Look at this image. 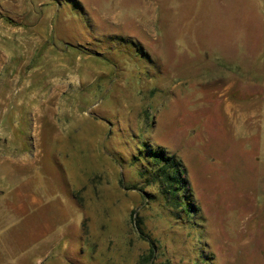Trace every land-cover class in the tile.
Segmentation results:
<instances>
[{
    "label": "rangeland",
    "instance_id": "1",
    "mask_svg": "<svg viewBox=\"0 0 264 264\" xmlns=\"http://www.w3.org/2000/svg\"><path fill=\"white\" fill-rule=\"evenodd\" d=\"M0 116V264H264V0H0Z\"/></svg>",
    "mask_w": 264,
    "mask_h": 264
},
{
    "label": "trees",
    "instance_id": "2",
    "mask_svg": "<svg viewBox=\"0 0 264 264\" xmlns=\"http://www.w3.org/2000/svg\"><path fill=\"white\" fill-rule=\"evenodd\" d=\"M153 157L155 158L154 160H156L154 164L151 163V159L150 162L147 161V165L152 169L159 166L155 169L152 180L160 185L165 199L169 203H172L173 207L181 208L183 201L180 193H183V199L187 201V203H185L186 207L188 208L189 204L193 205L191 187L186 179V170L182 163H179L175 156L166 155V152L163 150H161L159 155ZM141 176H145L144 173H142ZM190 210L191 209L188 208L189 213ZM196 211L199 210L197 209Z\"/></svg>",
    "mask_w": 264,
    "mask_h": 264
},
{
    "label": "crops",
    "instance_id": "3",
    "mask_svg": "<svg viewBox=\"0 0 264 264\" xmlns=\"http://www.w3.org/2000/svg\"><path fill=\"white\" fill-rule=\"evenodd\" d=\"M21 68V67H20ZM14 80V79H12ZM24 100V99H23ZM23 102H26V100L22 101L19 100L18 101V104H22ZM7 103L8 102H4V107L7 106ZM2 104V103H1ZM6 111V110H5ZM2 117V116H0ZM0 152L2 151H12L14 150V155H15V159L18 160V158L21 160L22 158V153H21V149H22V145L20 144L19 141H16L14 143H12V138H11V130H8L7 126L6 127H1L0 128ZM19 151V153H18ZM1 152V153H2ZM25 196H23V194L20 196V201H19V207L20 208H23V206H25L23 200L25 199H28V196H26V194H24ZM30 200V204L32 205L33 202H31L32 200L31 199H28ZM25 210H18L17 212H24Z\"/></svg>",
    "mask_w": 264,
    "mask_h": 264
}]
</instances>
